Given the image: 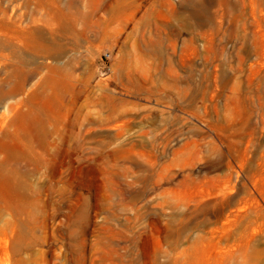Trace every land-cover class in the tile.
I'll return each instance as SVG.
<instances>
[{"label":"rangeland","instance_id":"374dc122","mask_svg":"<svg viewBox=\"0 0 264 264\" xmlns=\"http://www.w3.org/2000/svg\"><path fill=\"white\" fill-rule=\"evenodd\" d=\"M0 264H264V0H0Z\"/></svg>","mask_w":264,"mask_h":264}]
</instances>
